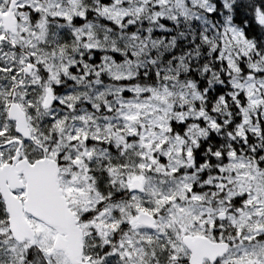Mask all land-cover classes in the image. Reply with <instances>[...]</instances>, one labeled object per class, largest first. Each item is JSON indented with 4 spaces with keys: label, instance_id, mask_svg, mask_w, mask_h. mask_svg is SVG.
Masks as SVG:
<instances>
[{
    "label": "snow or ice",
    "instance_id": "1",
    "mask_svg": "<svg viewBox=\"0 0 264 264\" xmlns=\"http://www.w3.org/2000/svg\"><path fill=\"white\" fill-rule=\"evenodd\" d=\"M0 264H264V0H0Z\"/></svg>",
    "mask_w": 264,
    "mask_h": 264
}]
</instances>
